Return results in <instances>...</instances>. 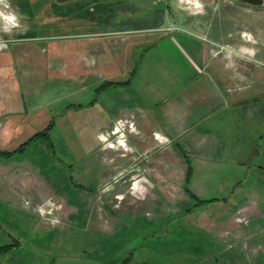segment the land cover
<instances>
[{"label":"rangeland","instance_id":"374dc122","mask_svg":"<svg viewBox=\"0 0 264 264\" xmlns=\"http://www.w3.org/2000/svg\"><path fill=\"white\" fill-rule=\"evenodd\" d=\"M3 2L13 9L10 11L13 19L11 23L4 22L1 8L6 5L0 3V102L10 97L18 100V94L22 102L16 117H5L11 130L15 128V134L8 139L0 138V240H3L0 244L9 248L15 243L24 246L22 261L9 260L7 264H51L52 259L41 251L48 245L66 249V257L60 256V252L54 255L55 264H85L82 251L95 264H246L243 254L236 250L220 255L213 251L220 247L215 244V234L223 229L221 223L230 219L229 208L235 206L241 195L258 191V196H264V136L257 137L264 134V115L260 116L261 111L264 113V90H234L236 98L230 107L209 117L206 132H221L218 135H228L223 133L227 130L235 132L222 137L236 146L218 150L215 156L190 155L181 140L168 150L155 151L166 143L152 136L151 152L155 151L152 167L159 166L160 159H167L169 165H183L185 176L198 166H205L204 171L208 166L221 167L211 172L209 183L200 182L204 172H193L194 177L180 188L185 200L169 190L166 203L152 202L148 204L149 210L140 205L128 213L129 206L122 201L120 205L103 203L104 221L95 219L94 214L101 198L99 189L111 174L101 148L107 154H118L120 161L124 160L120 165L126 167L141 157L128 141L129 134L137 132L136 122L122 120L127 127L132 126L123 128L127 151L118 147L120 141L113 133L114 124L130 115L119 116L117 107L125 108L127 98L135 101L149 112L150 131L160 132L159 103L154 102L161 98L163 89L188 96L191 88L197 86L191 95L194 109L214 99L213 90H198L202 81L208 83L207 76L217 65L207 62L204 73L196 74L193 84L180 85L190 75L176 81L174 72L168 70L169 63L157 52L163 44L160 41L170 36L185 34L198 39L212 36L211 22L202 26L197 18L187 19L178 0ZM236 23L223 26L222 32L233 35L240 29L238 20ZM167 56L190 71L179 55L172 52ZM224 61L232 69L237 67L234 61ZM253 66L264 73V65L253 62ZM123 81L131 82L130 86L119 90L112 87ZM98 88L102 89L99 96ZM116 91L120 95L117 98ZM204 97L208 100L202 99L201 103L200 98ZM110 119H114L113 124L107 133H102V141L98 132L108 128ZM47 125H50L47 140L34 138L21 152L12 153ZM132 156L135 159L129 160ZM8 170L17 171L12 180L5 175ZM140 173L145 170L140 169ZM136 174L139 171L131 166L121 178L125 176L132 182ZM155 174L159 175L154 171L153 178ZM227 175L241 181L243 186L236 190L241 194H235L237 197L224 205L197 206L186 192L189 189L203 191L202 194L209 190L223 193L216 179ZM132 197L138 200L139 196ZM187 209L190 214L183 217ZM49 212L54 216L61 212L73 214L64 223L57 220L50 226H42L40 221L48 219ZM33 248L40 249L34 260L26 256L27 250Z\"/></svg>","mask_w":264,"mask_h":264},{"label":"crops","instance_id":"0c3cea01","mask_svg":"<svg viewBox=\"0 0 264 264\" xmlns=\"http://www.w3.org/2000/svg\"><path fill=\"white\" fill-rule=\"evenodd\" d=\"M0 3L3 5L5 4L3 0H1ZM178 4L180 9L184 11L187 19L192 20L197 18L200 20V25L202 26H209L211 22L214 26L212 27V36L208 35L198 39L191 35L178 34L176 37L170 36L161 40L160 43H163L160 47L161 49L156 50L161 55V58L167 60L169 63L170 68L168 67V70L169 72H174L173 74L176 75V81H178L180 77L184 79L186 75H190V79L183 80V83H180V85L186 82H192L193 84V81L196 79V74L201 75L204 73L203 70L207 62L209 64L213 62L217 65L218 68H216L209 77L207 76L208 83L202 81L203 83L201 82L202 85L198 90V92H200L201 88L211 89L214 91L216 98L213 96L214 99L212 101H205L200 108L194 109V102L191 97L194 95L192 92L194 89H197V86L191 88V94H188V96H180L175 90L163 89L161 98L154 102L159 103V114L157 115H159L158 121L162 127L160 132L150 131V123H152V120L150 115H148L149 112L145 109H141L135 101L127 98V108L120 106L116 108L120 113L119 116L128 114L130 118H133L117 119V121L124 120L138 123L137 132L129 134L128 141L135 153L141 157L136 163H131L126 167V165H120L119 162L123 163L124 160L121 159L120 161L118 154H110V152L107 154L106 152L108 151L101 148L104 155L103 158H105V162L109 164L108 167L111 174L109 176L110 179L107 182L105 181L99 189L101 198H98V205L94 213L95 219L97 220L104 221L106 218V213L102 208L103 203L105 205H110L112 203L113 205L117 202V204L120 205L122 201H125V205L127 207L129 206L128 213H130L134 208L136 209L140 205H145V208L149 210L150 207L148 204L152 202L157 203V201H159L160 204H162V202L166 203L169 190H174L175 193L180 194L181 199L185 200L186 197L183 191L181 193L180 188L185 185L183 182L188 183L189 180L194 177L193 172H204L206 176L203 174L200 182H202L201 184L209 183V178L213 177L211 172L219 171L221 167L208 166L207 170L204 171L205 166H198V169L196 167L193 170L191 169V173L185 176V167L183 165H169L167 159H160L161 162L159 166L152 167L151 160L153 156H155V151L162 152L163 149L164 151L168 150L169 146L172 144L178 145L176 144L178 140L182 141V147L185 148L187 150L186 152L190 155L210 154V156H215L218 150H224L225 147L227 149H229L228 146L234 148L236 144L228 143V139L222 137L235 133L233 130L223 132L228 135H218V133H221L219 131L214 133L209 131L206 132L205 125L209 117L230 107L236 98L233 96L234 90H264V73L259 72V67L253 66V62L264 65V0H261V4L259 5H249L241 0H178ZM5 7L6 8L3 9L1 8V17L4 22L11 23L13 14L10 11H13V9L11 10L7 5ZM237 20L240 26L238 31L233 35L229 33L224 34L222 32L223 26H229L231 23L237 24ZM169 29L171 30V27ZM172 52L186 61L190 71L186 70L185 65L182 66L181 64V66H178L177 63L174 62L175 60H172V57L167 56L172 54ZM224 60L234 61L237 67L232 69L230 65L223 63L225 62ZM126 82L127 81L116 82L112 87H117L119 90L121 87L130 86L131 82ZM103 87H105V85L101 86L102 89ZM100 91L98 88L96 95L99 96ZM118 96L120 95H118V91H116L115 98ZM20 99L21 97L18 94V100L11 99L10 97L0 102V138L2 139H8L11 137L10 135L16 132L15 128L11 130L10 126L5 121V117L9 115L16 117L21 112L19 109L20 103L22 104ZM202 99L208 100L207 97L200 98L201 103L203 102ZM4 103H6V106L1 107ZM245 114L248 116L249 112L246 111ZM263 115L264 113L261 111L260 116ZM113 120L114 119H110L107 129L103 128L98 132L101 134L100 139L102 141L104 140L102 133H107L110 125L113 124ZM147 133L148 135H145ZM153 135H156V138L161 142L165 140L166 146L151 152ZM261 136H264V134H259L257 137ZM132 139H134L133 144ZM123 141L125 142L124 138L119 142L118 147L126 152L127 149ZM235 149H237V147ZM257 150L259 149L257 148ZM255 152L256 149L251 151L252 154ZM146 153L149 154L147 157L148 159L142 157L143 154ZM133 158L134 156L130 157L129 160H133ZM131 166H134L135 169L139 171V174H136V177H139V179L133 177L132 182H130L131 180L128 182L127 179L124 178L125 176L122 178L121 176L130 170ZM140 169H144L145 173L141 174ZM154 171L155 173H159V175L155 174V178H153ZM15 173H17V171L8 170L5 175L11 179ZM197 177H199V175ZM10 185L14 184L11 182ZM216 185L224 189V192L220 193L209 190V192H206L207 194H202L203 191H190L189 189H186V192L194 197L193 199L196 201L195 205L197 206L211 203L224 205L230 202L233 196L237 197L235 194H241L239 190H236L241 187L240 185L243 186L241 181L236 180V178L232 176L228 177V175L223 177L218 176ZM251 186L255 187V185ZM234 191L236 192L234 193ZM253 193L256 194V196L254 194H248L246 196L241 195V199L238 200L237 203H234L235 206L229 208L230 219L228 217L227 221L225 220L226 223L222 222L223 229L219 230L218 234H215V239L219 242L215 244L220 245V247L213 252L220 255L224 252L236 250L238 253L243 254L242 258L246 260V264H264V196H258L260 195L258 191H253ZM132 196H139L137 197L138 200H134ZM34 197L35 196L32 194V199H34ZM198 201L207 202L198 203ZM149 213L151 215V212ZM72 214L73 213L70 212H61L58 213L57 216H54L53 213L50 215L49 212L46 213L49 218L42 219L40 222L42 226H50V224L56 223L57 220L60 223H64V221L72 217ZM144 214L148 215V212ZM189 214L190 211L187 209L182 216L184 217ZM41 215H43V213ZM240 219L243 222H239ZM208 227L211 226L208 225ZM192 228H194V226H192ZM194 229L200 230V228ZM6 236H8V234H6ZM13 243H15V241ZM5 246L9 245L4 243L0 244V247ZM33 249H31V251ZM37 249L38 250L34 249L32 253L27 250L28 254L26 256H30L31 259L34 260V255L40 253V249ZM23 250V245L20 246L16 243L15 245L11 244L10 248L0 252V264H7L9 260H13L15 263L21 262L24 258ZM41 251L46 254L48 259H52L51 264H55L53 259L57 252H60V256L65 255L66 257L67 255L66 249L57 245H48ZM82 252L84 254H82ZM82 252L81 257L85 260V264H93L96 262L95 260L88 261L89 259L85 255L86 252Z\"/></svg>","mask_w":264,"mask_h":264},{"label":"trees","instance_id":"16d2710c","mask_svg":"<svg viewBox=\"0 0 264 264\" xmlns=\"http://www.w3.org/2000/svg\"><path fill=\"white\" fill-rule=\"evenodd\" d=\"M49 127H50V125H47L41 132L36 133L35 135H33V137H31L29 140H27V142L20 144L17 148H15L12 151V153L21 152L23 150L24 146L34 138L43 137L44 140H47L48 139V131L50 130ZM191 197L194 198L192 195H191ZM203 202H207V201H198V203H203ZM7 248H9V247L8 246L0 247V252L6 250Z\"/></svg>","mask_w":264,"mask_h":264},{"label":"built area","instance_id":"2783aa9c","mask_svg":"<svg viewBox=\"0 0 264 264\" xmlns=\"http://www.w3.org/2000/svg\"><path fill=\"white\" fill-rule=\"evenodd\" d=\"M125 126H126L125 123L122 121H116L114 124L113 131H115V132H113V133H114V135H117L116 138L118 139V141H121L124 138L125 133H124L123 128H125ZM131 126H132V124H129L128 127L126 126V128L130 129ZM132 132H133V129H132Z\"/></svg>","mask_w":264,"mask_h":264},{"label":"water","instance_id":"95a60500","mask_svg":"<svg viewBox=\"0 0 264 264\" xmlns=\"http://www.w3.org/2000/svg\"><path fill=\"white\" fill-rule=\"evenodd\" d=\"M241 1H243L244 3L249 4V5L261 4V0H241Z\"/></svg>","mask_w":264,"mask_h":264}]
</instances>
